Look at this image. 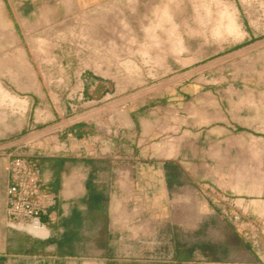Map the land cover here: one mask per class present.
<instances>
[{
  "label": "rangeland",
  "instance_id": "1",
  "mask_svg": "<svg viewBox=\"0 0 264 264\" xmlns=\"http://www.w3.org/2000/svg\"><path fill=\"white\" fill-rule=\"evenodd\" d=\"M44 1L13 30L0 0V88L8 93L0 92V162L9 161V130L28 121L27 101L37 103L40 92L67 96L69 78L82 70L111 82L108 97L178 86L184 124L207 131L188 152L207 161L217 197L205 216L187 213L203 201L176 204L166 244L150 256L166 264H264V0H96L75 17Z\"/></svg>",
  "mask_w": 264,
  "mask_h": 264
},
{
  "label": "crops",
  "instance_id": "2",
  "mask_svg": "<svg viewBox=\"0 0 264 264\" xmlns=\"http://www.w3.org/2000/svg\"><path fill=\"white\" fill-rule=\"evenodd\" d=\"M39 1L1 0L13 30L29 23ZM88 4L100 3L45 0L43 7L75 17ZM104 83L86 72L69 78L67 96L58 100L40 92L37 103L27 101V123L9 130L15 136L5 146L9 161L0 162V264H166L150 251L166 244L174 206L200 200L205 208L187 213L213 211L214 172L197 151L188 152L189 141L197 143L207 131L184 124L178 86L104 98ZM29 124L45 126L19 135ZM15 158L25 163L18 179L11 169ZM12 185L33 199L39 228L23 230L10 221ZM136 248L141 256H134Z\"/></svg>",
  "mask_w": 264,
  "mask_h": 264
},
{
  "label": "bare ground",
  "instance_id": "3",
  "mask_svg": "<svg viewBox=\"0 0 264 264\" xmlns=\"http://www.w3.org/2000/svg\"><path fill=\"white\" fill-rule=\"evenodd\" d=\"M222 11L224 14L228 13L225 8ZM228 26L230 27L229 23ZM11 169L15 178H20L25 172L24 161L20 158L13 159ZM8 193L10 195L8 212L10 221L21 223L23 230H25L24 227L27 225L33 228H39L41 226L38 219L39 210L35 206L31 196L21 192L17 185H12Z\"/></svg>",
  "mask_w": 264,
  "mask_h": 264
},
{
  "label": "water",
  "instance_id": "4",
  "mask_svg": "<svg viewBox=\"0 0 264 264\" xmlns=\"http://www.w3.org/2000/svg\"><path fill=\"white\" fill-rule=\"evenodd\" d=\"M86 72H89V71H86V70H82L80 73H79V75L81 74H86ZM90 73V72H89ZM90 74H92V73H90ZM93 79L94 80H98L99 78H97V77H95L94 75H93ZM101 80H103V81H105V86H106V89L104 90V92H103V97L104 98H107L109 95H111V82L110 81H108V80H104V79H101Z\"/></svg>",
  "mask_w": 264,
  "mask_h": 264
}]
</instances>
